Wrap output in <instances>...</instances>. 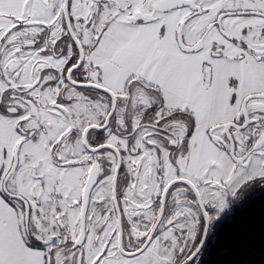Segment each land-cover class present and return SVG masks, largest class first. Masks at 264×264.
I'll list each match as a JSON object with an SVG mask.
<instances>
[{
  "label": "snow or ice",
  "instance_id": "obj_1",
  "mask_svg": "<svg viewBox=\"0 0 264 264\" xmlns=\"http://www.w3.org/2000/svg\"><path fill=\"white\" fill-rule=\"evenodd\" d=\"M257 192L264 0H0V264H213Z\"/></svg>",
  "mask_w": 264,
  "mask_h": 264
},
{
  "label": "trees",
  "instance_id": "obj_2",
  "mask_svg": "<svg viewBox=\"0 0 264 264\" xmlns=\"http://www.w3.org/2000/svg\"><path fill=\"white\" fill-rule=\"evenodd\" d=\"M261 218H264V193L257 192L252 199L236 211L235 215L222 224L212 250L213 254L208 259L215 264L218 259L215 254L219 250L220 243L229 244L233 234L243 235L250 221L258 222Z\"/></svg>",
  "mask_w": 264,
  "mask_h": 264
}]
</instances>
